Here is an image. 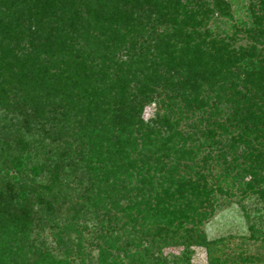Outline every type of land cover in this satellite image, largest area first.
<instances>
[{
    "label": "trees",
    "instance_id": "obj_1",
    "mask_svg": "<svg viewBox=\"0 0 264 264\" xmlns=\"http://www.w3.org/2000/svg\"><path fill=\"white\" fill-rule=\"evenodd\" d=\"M231 7V0H0V113L11 116L4 133L0 127V150L10 131H40L15 141L13 170L46 173L49 192L63 168L86 177L80 198L106 234L91 264H124L118 230L138 228L162 244L190 240L236 184L262 195L264 0H244V20ZM152 101L164 111L145 122ZM227 108L233 115L221 121ZM192 116L203 141L190 147L179 125ZM194 147L206 149L197 162ZM207 167L215 172L203 173ZM28 189L0 181V264H87L79 253L68 261L72 248L55 260L34 244ZM134 257L127 264H151Z\"/></svg>",
    "mask_w": 264,
    "mask_h": 264
},
{
    "label": "rangeland",
    "instance_id": "obj_2",
    "mask_svg": "<svg viewBox=\"0 0 264 264\" xmlns=\"http://www.w3.org/2000/svg\"><path fill=\"white\" fill-rule=\"evenodd\" d=\"M231 3L232 11L236 12L234 15L242 17L243 20L247 19L244 12H240L244 0H231ZM228 23L230 25V22ZM163 111L157 101H152L144 106L141 118L148 122ZM232 115V110L227 108L219 116L220 120L224 121ZM10 117L0 113L2 131L6 129ZM196 118L197 116H192L190 120L184 119L179 125L182 133L190 135L191 140L187 141V146L190 147L203 141L199 134H195L197 133L195 128L199 130L201 127L197 124ZM10 132L9 138L3 140L7 141V147L4 142L1 149L5 150H0V181L3 184L9 181L15 190H18L19 186H28L30 217L34 221L31 231L34 244L39 248H46L55 260L63 259L61 257L63 251L72 248L69 262L73 261L72 257L75 255L77 257L78 253L79 257L76 258L78 261L83 259L87 264L96 262L98 249L106 234L100 230L99 223L88 209L85 199L80 198L82 195L80 187L86 184V177L78 170L63 168L58 173L55 190L44 191L48 181L46 173L30 178L27 172H15L10 162L17 139H37L41 132L27 130L24 127L18 128V132ZM243 148L241 146L237 153L240 154ZM194 149L197 152L195 160L200 161L206 154V149L198 150L195 147ZM197 164L201 166V162ZM207 168L209 170L205 168L203 173L215 172V168L214 170ZM242 183L228 190L230 193L219 195L217 203L197 223L196 232L190 240L173 238L168 240L167 244H162L151 235L145 236L138 228H133L136 233L131 228L125 231L118 230L119 237L122 235L123 239L117 244L120 249L116 252L118 258L124 264L139 254L151 264H264V183L260 187L262 195L248 190L241 192ZM36 194H40V197L36 198L38 196ZM43 201L50 203V215H45L42 211L45 208ZM121 224L120 222V226ZM60 231L61 234L57 238L56 232ZM35 234L39 235V238ZM196 237H200L199 240H196ZM196 241L201 244H197Z\"/></svg>",
    "mask_w": 264,
    "mask_h": 264
}]
</instances>
